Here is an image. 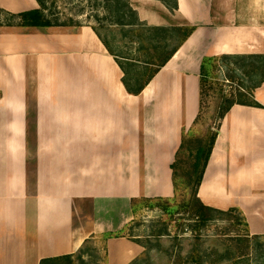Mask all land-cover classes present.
<instances>
[{
    "label": "crops",
    "instance_id": "crops-1",
    "mask_svg": "<svg viewBox=\"0 0 264 264\" xmlns=\"http://www.w3.org/2000/svg\"><path fill=\"white\" fill-rule=\"evenodd\" d=\"M130 4L148 27L194 28L139 95L93 26L0 27V264L75 255L105 236L103 264H132L144 252L125 236L133 203L175 198L171 166L200 110L203 65L264 56V0ZM39 8L0 0L10 14ZM253 94L259 106L235 104L219 125L197 196L264 236V82ZM47 121L63 139L45 138Z\"/></svg>",
    "mask_w": 264,
    "mask_h": 264
},
{
    "label": "rangeland",
    "instance_id": "rangeland-1",
    "mask_svg": "<svg viewBox=\"0 0 264 264\" xmlns=\"http://www.w3.org/2000/svg\"><path fill=\"white\" fill-rule=\"evenodd\" d=\"M105 3H107L106 0H57L47 2L46 14L51 16L54 23L62 25L61 27L93 26L105 40L111 43L121 62L128 64L129 62L126 61L131 60L134 63L132 65L137 66L136 70L131 69V76L139 71L142 73L140 80L144 82L156 69L151 65L148 67L146 63L152 57L159 62L162 58L164 59L178 43L177 36L179 39L183 38V33H174L173 38L168 39L166 50H155L158 44L163 43L162 38L166 37L161 31L145 32L143 44L139 45L137 42H132L138 39H134L130 26L119 25L115 19L110 18L111 15L105 9ZM128 17L130 21H135V16L128 14ZM0 18L3 26L12 27L17 24L5 14ZM167 36L172 35L169 33ZM144 44L146 50L140 53L138 50L143 49ZM247 58V56H235L230 59H216L212 63L206 61L207 78L203 82V93L200 98L201 115L199 116V110L195 118L196 122L199 116L197 123L190 127L191 131L186 129L187 132L190 131L186 136L188 137L187 145L180 154L178 193L175 203L182 208H177L173 215H167L160 208H148V202L142 201L136 204L135 219L125 232V236L137 241L144 248L138 264H195L191 261V256L197 253L195 251H199L203 264L264 263L257 258L258 245L253 240L248 244L245 239L246 236L251 237V234L247 227V219L239 210L234 209L233 212L228 210L225 214L212 213V219L200 232H197L199 233L197 236L194 230L195 218L189 213L191 207L185 206L186 201L191 199L192 191L186 184L190 179L195 181L198 176L192 166L194 162L190 155V153L194 154L199 147L197 141L201 140L207 150L211 144V138L229 112L228 110L223 116L226 107L230 106L231 110L235 104L241 105L242 101L244 103L254 101V86L260 80V76L257 78L255 72L262 65L257 60ZM128 78L130 84L137 88V83L131 81L130 76ZM69 127L73 125H65L62 131L65 133ZM42 129L45 138L63 139L58 127L51 125L49 121L42 125ZM71 138L73 139V136ZM202 164L203 162L201 166ZM105 238L91 239L84 246L82 257L86 264H103ZM225 253H228L227 261H216L221 254ZM74 264L83 263L78 260Z\"/></svg>",
    "mask_w": 264,
    "mask_h": 264
},
{
    "label": "trees",
    "instance_id": "trees-1",
    "mask_svg": "<svg viewBox=\"0 0 264 264\" xmlns=\"http://www.w3.org/2000/svg\"><path fill=\"white\" fill-rule=\"evenodd\" d=\"M57 0H37L40 8L39 9H35V10H30V11H25L23 13L20 14H10L7 13L3 10H0V17L1 15L5 14L8 16V18L13 21H15V23H17L16 25L18 26H22V27H27V28H48V27H56V26H62L60 24L54 23L52 21L51 16L46 14V10L48 9L47 7V2H55ZM107 3H105V9L109 12V14L111 15V19H115V22L118 23L119 25H123V26H130V28L132 29L131 33L134 37V39H138V41H134L132 40V42H137L139 45L143 44V39L145 36V32H152V31H161L164 32L166 37L162 38L163 43L158 44L156 46L155 50H164L167 47L168 39L169 38H173V34L174 33H183V38L179 39L178 37V43L174 46V48L172 50L169 51L168 55L161 61L159 62L155 57H152L151 60H149V62L146 63V65L149 67L154 66L156 67V69L154 70V72L144 81L141 82L140 77L142 76V73L135 72L133 76H131V69H137L136 65H132L134 63H132L131 60H127V63H123L120 61L119 56L116 54L117 52L113 49V47L111 46V43H109L107 40H105L103 38V36H101L98 32L97 29H95V31L97 32V34L99 35L101 41L103 42V44L106 46V48L108 49L109 53L115 57L116 62L118 63L119 67L121 68V70L124 73L123 76V84L126 88V90L128 91V93L133 94V95H139L144 88L147 86V84L154 78V76L159 72V70L161 68H163L168 61L177 53V51L181 48V46L183 45V43L187 40V38H189V36L192 34V32L194 31V28H172V29H168V28H151L148 27L147 25L139 22L138 18H137V13L132 9L131 5L129 4L130 0H106ZM163 3H165L167 5L168 8H170L171 10H175L178 8V4H177V0H171L166 1V0H160ZM128 14L135 16V21H130V17H128ZM114 17V18H113ZM113 21V20H112ZM0 26H3V22L1 21L0 18ZM169 33H171V37L167 36ZM132 37V39H133ZM160 43V42H159ZM146 45H143V49L138 50L140 53H142L143 51L146 50ZM167 49V48H166ZM165 49V50H166ZM143 50V51H142ZM165 54V53H163ZM247 59H251V60H257L259 61L260 65H262V67H260L259 69H256L255 75H257L256 77L258 78V76H260V80L258 81V84L254 86V89L258 88L259 86H261V84L264 82V56H260V55H252V56H247ZM233 57H224L222 59H230ZM158 61V62H157ZM207 61H210V63L216 61V59H208ZM206 64V63H205ZM130 68V69H129ZM207 68L206 65H203L202 67V77H201V97H202V87H203V82L204 80L207 78V72H206ZM254 71V70H253ZM128 76H130L131 81H135V84L137 83L136 86H138L137 88H134L132 86V84H130V82L128 81L129 78ZM128 79V80H127ZM243 102V101H242ZM241 102V104H242ZM251 104L253 106H259L258 103H256L255 101H252ZM202 105V103H201ZM201 110H202V106H200V113L199 116L201 115ZM230 110V106L226 107L225 112L223 113V116L225 115V113ZM199 116L197 118V120L199 119ZM197 120L195 122V124L197 123ZM188 137L185 136V138H183V143L179 149V152L177 153V157L174 161V163L171 166V169L173 171V181H174V185H175V198L173 199H163V198H156V199H142L140 201H134L133 203V208L136 209V204L140 203V202H148V208L151 209H155V208H160L161 210H163L165 213H167V215H173L177 208H182L181 205L177 204L176 205V198H177V193H178V182H179V173H178V168L180 165V160H181V153L183 150H185L186 145H187V139ZM215 140H216V133L215 135L211 138V144L209 145L208 149L205 150V145L202 144V141H197V144L199 145V147H197L195 153H190L191 157L193 158V162L194 164L192 165L194 168V171L196 172V174L198 173V176L196 177V180L193 181L194 179H190L189 182H187V186H189V188L192 189L191 191V199L186 201V208L188 206L191 207L189 213L192 215L193 218H195V226H194V230L197 232H200V230L206 226V224L212 219V213L217 212L219 214H225L227 212L225 211H220L211 207H208L206 205H204L200 199L198 198L197 194H198V188L203 180V175L205 172V169L207 167V164L209 162V158L211 156L214 144H215ZM201 162H203L202 166H201ZM201 169V170H200ZM200 170V171H199ZM188 177V174L186 175ZM188 179V178H185ZM230 212L235 211L234 209L229 210ZM248 227V225H247ZM199 236V233H197ZM247 243H251L252 240L254 243H256V245H258L257 248V258H259L260 260H262V262H264V236H246L245 237ZM88 243V241L85 243V245ZM84 247L75 255H67V256H62V257H55V258H47V259H43L40 264H74L76 263V261L80 260L83 264H86L85 261L83 260L82 257V251H83ZM228 250V249H227ZM197 253H194L193 256H191V261H193L195 264H203L202 261V256H199V251H195ZM227 254H221L218 259L216 261H227ZM143 255V254H142ZM141 255V256H142ZM140 260V257L135 260L132 264H138ZM264 264V263H263Z\"/></svg>",
    "mask_w": 264,
    "mask_h": 264
}]
</instances>
